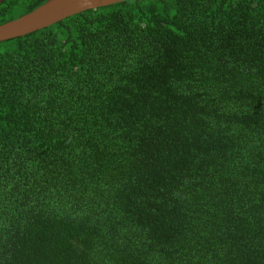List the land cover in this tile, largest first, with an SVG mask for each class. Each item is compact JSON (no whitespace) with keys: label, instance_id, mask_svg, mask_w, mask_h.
I'll return each instance as SVG.
<instances>
[{"label":"trees","instance_id":"1","mask_svg":"<svg viewBox=\"0 0 264 264\" xmlns=\"http://www.w3.org/2000/svg\"><path fill=\"white\" fill-rule=\"evenodd\" d=\"M0 264H264V0H127L1 41Z\"/></svg>","mask_w":264,"mask_h":264},{"label":"water","instance_id":"2","mask_svg":"<svg viewBox=\"0 0 264 264\" xmlns=\"http://www.w3.org/2000/svg\"><path fill=\"white\" fill-rule=\"evenodd\" d=\"M5 0H0V4ZM127 0H48L30 13L0 25V42L25 36L75 14Z\"/></svg>","mask_w":264,"mask_h":264}]
</instances>
